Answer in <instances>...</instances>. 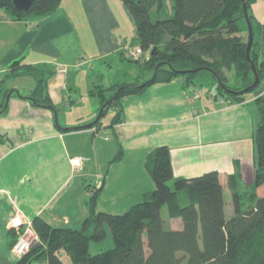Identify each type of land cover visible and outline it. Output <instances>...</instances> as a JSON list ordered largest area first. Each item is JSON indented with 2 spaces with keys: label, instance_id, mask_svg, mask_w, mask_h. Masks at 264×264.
Returning <instances> with one entry per match:
<instances>
[{
  "label": "crops",
  "instance_id": "0c3cea01",
  "mask_svg": "<svg viewBox=\"0 0 264 264\" xmlns=\"http://www.w3.org/2000/svg\"><path fill=\"white\" fill-rule=\"evenodd\" d=\"M251 11L264 24V0H257ZM134 29L121 0H62L52 15L29 21L14 20L0 10V264H16L11 230L31 223L35 216L55 227L79 228L89 216L88 198L96 189H101L98 211L122 214L142 201L155 189L145 161L159 146L170 148L175 177L218 171L224 196L231 194L228 181L233 174H239L243 188L253 183L254 102L264 94V81L241 103L211 93L188 101L185 93L192 85L187 86L183 78L155 83L141 94L126 97L122 122L110 127V120L105 126L117 137L115 144L102 139L101 125L94 123L84 127L93 134L88 154L65 143L72 130L64 129L69 127L61 125L58 112L79 105L71 95L79 87L78 78L88 77L90 98H97L90 95L94 86L127 83L116 77L109 84H98L113 62L132 60L128 47ZM20 60L25 65L49 66L48 93L57 111L15 95L17 88H11L6 77L11 64ZM24 76L32 78L33 91L35 79L26 74L19 77ZM4 104L5 112L1 111ZM49 141L59 143L63 152L48 151ZM118 143L122 158L111 162ZM74 157L90 160L76 169L71 165ZM90 171L93 185L81 184L72 192V187L66 188L77 174L86 182ZM263 188L258 189L261 196ZM172 222H179L174 229L181 227L178 219Z\"/></svg>",
  "mask_w": 264,
  "mask_h": 264
},
{
  "label": "trees",
  "instance_id": "16d2710c",
  "mask_svg": "<svg viewBox=\"0 0 264 264\" xmlns=\"http://www.w3.org/2000/svg\"><path fill=\"white\" fill-rule=\"evenodd\" d=\"M121 1L134 20L136 40L146 57L144 68L153 76L142 83L136 79L107 88L94 86L90 95L98 98L102 112L93 126L100 124L112 105L116 114L109 126L121 123L123 100L143 93L155 83L183 78L187 86H196L195 77L208 71L218 88L217 96L241 103L246 94L255 92L264 81V24L251 11L257 0H246L253 28L251 61L247 58L250 35L244 0H169L172 17L158 21H153L152 11L160 12L163 0ZM61 3L62 0H37L29 11H20L13 0H0V10L14 20L29 21L52 15ZM22 62L12 63L6 78L32 76L36 84L26 99L57 111L48 93L52 75L49 66ZM256 75L259 83L251 88ZM111 91L113 95L107 97ZM254 104L255 177L244 188L239 174L229 177L231 217L226 216L218 171L193 178L175 177L170 148L159 146L145 161L155 189L142 201L122 214L98 211L101 189H96L88 198L89 216L79 228L55 227L35 216L31 228L36 239L27 253L17 256L16 264H65V255L71 264H264V196L258 193L264 185V94ZM2 110L6 111L5 104ZM118 145V153L111 162L122 158V145ZM165 206L171 220L181 221L180 228H167L162 215ZM25 228L21 225L11 230L14 245ZM108 231L113 247L92 253L91 244L104 242Z\"/></svg>",
  "mask_w": 264,
  "mask_h": 264
},
{
  "label": "rangeland",
  "instance_id": "374dc122",
  "mask_svg": "<svg viewBox=\"0 0 264 264\" xmlns=\"http://www.w3.org/2000/svg\"><path fill=\"white\" fill-rule=\"evenodd\" d=\"M173 14V10L171 7V4L169 0H163V7L158 12L157 10L152 11V19L153 21L163 20L171 18ZM130 19L133 20L132 16L129 14ZM135 31V29H134ZM129 47L130 50H136L140 49L139 43L136 40L135 33L133 35H130L129 37ZM141 50V49H140ZM145 54L141 57L140 60H137L138 63L134 62V60H128L127 58L124 59V61H119V63H112V67H106V69L103 72V78L101 79L102 82L98 84H109L108 81L113 82L116 77L118 79L121 77V81L127 82V83H133L136 82V79L138 82H145L152 78V72L150 70H146L144 68L145 64ZM80 84L77 89V91L72 95V97H75L78 101L79 105H75L74 107L69 109H63L58 112V120L61 123V125H67L65 127L73 128L72 134L73 136H69V138L65 139V143L69 145L70 148H74L76 151H78L81 154H88L91 150L92 144V133L88 134L87 129L84 127L95 123L101 112V105L100 101L97 98H90L88 95V77L85 76V79L78 78ZM112 80V81H111ZM32 78L24 76L19 77L15 79L9 80L10 87L16 89L17 97L19 98H29L31 95L32 87H30L29 82L31 83ZM119 81V82H121ZM118 82V81H117ZM194 83L196 86H198L201 89V95L204 98H207L208 94L217 95L218 94V88L216 87L215 83L213 82V76L208 71L201 72L198 76L195 77ZM9 85L5 88H9ZM19 85V87H17ZM113 95V92H107V97H110ZM248 95H251L250 93ZM27 96V97H25ZM115 96V95H114ZM113 96V97H114ZM9 99V98H8ZM220 99V98H219ZM116 114V108L112 105L110 108L105 112L104 116L102 117L100 121V137L102 139H107L105 141H112V144H115L117 142V137L114 135L113 132H111V129L106 128L105 126L109 124L110 120H112L113 116ZM99 126V125H98ZM110 131V132H109ZM100 139V140H102ZM110 139V140H108ZM47 146V150L51 151L52 153H59L63 152V149L61 148L60 144L55 145V141H49ZM54 144V145H50ZM103 164V163H102ZM92 172L90 171L89 176L87 177V181L85 182V178L77 175H74L73 178L67 183L66 188H71V192L75 190L76 187H79L81 184L85 187L88 184H92L94 182V176L91 175ZM93 185V184H92ZM169 185L173 187V182H170ZM264 189V188H263ZM261 194L263 193V190H260ZM70 194V191H69ZM225 202H226V216L227 218L231 217L233 215V202H232V195L230 193H226L225 195ZM125 212V211H124ZM163 219L165 220V224L167 228L170 226H178L179 222H172V220L169 218L168 214V208L165 206L162 211ZM180 221V220H179ZM113 247L112 242V236L110 231H108V237L104 242L100 243H92L91 244V252H99L100 248L102 250H108ZM15 257L18 258L15 254ZM63 260L65 264H71L70 259L68 256H64Z\"/></svg>",
  "mask_w": 264,
  "mask_h": 264
},
{
  "label": "built area",
  "instance_id": "2783aa9c",
  "mask_svg": "<svg viewBox=\"0 0 264 264\" xmlns=\"http://www.w3.org/2000/svg\"><path fill=\"white\" fill-rule=\"evenodd\" d=\"M129 55H130V58L133 60H140L141 57L143 56V51L140 49L132 50ZM200 91L201 89L199 87L191 86L190 93L189 92L185 93L186 99L188 101L199 99L201 97ZM89 160L90 159L87 157H74L71 159V165L76 169H80ZM21 225H17L15 227L19 229ZM25 227L26 228L24 232L21 234L18 241L13 247V251L17 256H21L27 253L31 245L33 244L34 240L36 239V236L31 228V223L30 222L26 223Z\"/></svg>",
  "mask_w": 264,
  "mask_h": 264
},
{
  "label": "water",
  "instance_id": "95a60500",
  "mask_svg": "<svg viewBox=\"0 0 264 264\" xmlns=\"http://www.w3.org/2000/svg\"><path fill=\"white\" fill-rule=\"evenodd\" d=\"M35 1H37V0H13V4L20 11H29L32 8ZM244 13H245L246 20L248 22L249 35H250V41H249L248 48H247V58L249 61H251L250 50H251L252 43H253V28H252V24H251L250 19H249L246 0H244ZM253 69H254V72L256 73L255 66H253ZM154 74H155V72H154ZM258 83H259V77L256 75V80H255L254 84L251 86V88L256 87ZM101 112H102V109H101ZM101 112H100V115H101Z\"/></svg>",
  "mask_w": 264,
  "mask_h": 264
}]
</instances>
